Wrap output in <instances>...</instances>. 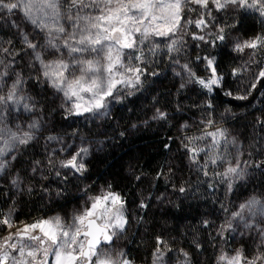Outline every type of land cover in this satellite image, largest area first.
Segmentation results:
<instances>
[{
  "label": "trees",
  "instance_id": "trees-1",
  "mask_svg": "<svg viewBox=\"0 0 264 264\" xmlns=\"http://www.w3.org/2000/svg\"><path fill=\"white\" fill-rule=\"evenodd\" d=\"M202 14L203 10L184 13L188 18ZM212 14L211 27L203 32L188 25L183 33L158 37L141 46V83L122 90V100L114 101L104 116L70 115L49 86L34 80L19 39L21 30L8 26L9 20H1L0 48L9 49L7 59L14 61L13 73L26 81L24 93L32 108L27 119L37 121L39 127L38 140L19 148L10 164L12 175L0 183V208L11 210L17 222H27L52 211L64 215L83 202V193L91 196L110 190L124 202L127 227L122 236L127 259L134 264H150L161 253L168 261L219 264L223 251L234 255L239 250L248 259L264 251L259 247V235L246 227L250 218L243 216L240 207L253 198L264 202V82L250 87L264 67V53L253 57L252 49L235 50L237 43L264 36V17L239 8H214ZM220 28L224 41L208 44L192 39V32L206 35ZM171 39L177 43L170 51ZM155 44L160 47L153 50ZM209 57L215 58L217 72L223 77L211 93L195 81L211 76L205 59ZM250 58L256 63H249ZM185 64L194 77L179 74ZM237 68L241 71L234 75ZM129 92L133 94L127 95ZM6 123L13 125L11 117ZM217 129L226 130L227 139L235 141L225 146L221 140L225 163L205 165L207 158L200 153V163L193 164L185 145L193 147L191 138ZM49 137L58 142L48 146L43 141ZM210 142L207 137L195 141V146L207 152ZM82 147L88 149L83 173L58 176L51 172L50 155L57 156L55 149L70 148L74 153ZM237 162L239 167L246 165L245 174L232 181L224 173ZM15 176L21 181L18 185H12ZM234 213H241L243 219ZM158 238L167 242V248Z\"/></svg>",
  "mask_w": 264,
  "mask_h": 264
},
{
  "label": "snow or ice",
  "instance_id": "snow-or-ice-1",
  "mask_svg": "<svg viewBox=\"0 0 264 264\" xmlns=\"http://www.w3.org/2000/svg\"><path fill=\"white\" fill-rule=\"evenodd\" d=\"M229 5L245 11L258 12L264 17V0H0V11L13 13L19 10L23 13L33 26L45 32L46 43L39 45L33 39H29L27 34H23V43L27 49L34 54L35 60L41 65L42 75L50 82V86L57 91L62 92L67 101L70 102L68 112L70 115H83L91 113L97 116L108 114V108L112 101L122 100V87L127 86L134 88L141 83L143 69L140 63H143V48L141 45L151 36L157 37H174L178 32L183 33L188 25H194L201 32L207 29L211 21V8L214 6L217 10L224 9ZM198 6V7H192ZM66 9L61 12V9ZM75 9V12L72 10ZM86 9H95V13L85 11ZM185 10L190 12H200L203 14L197 18H188L184 15ZM65 20L68 24L66 29L60 20ZM70 29V30H69ZM223 28L216 33H207L211 39H206V35L192 32L194 40H199L208 44H215L217 41H224L225 35ZM9 43H11L9 41ZM177 41L171 39L169 50H174ZM41 47L54 49L55 52L61 53V57L54 61L46 62L42 58L39 50ZM159 44L153 46L159 48ZM252 49L254 57L258 52L264 53V36H256L252 40L237 43L235 50L244 51ZM70 58L68 62L63 58L64 51ZM127 50V51H125ZM178 50V49H176ZM8 52L9 49H2ZM207 67L211 70V76L207 79L197 78L199 83L208 92H212L214 87H219L223 77L218 74L215 58H205ZM139 62V63H137ZM3 61L0 60V64ZM249 63H256L250 58ZM183 68L188 71L190 76L195 73L187 64ZM79 76H76V72ZM241 69H233V74H237ZM69 75H65V73ZM7 71L0 73V82L7 76ZM71 77V78H70ZM264 82V67H260L255 74V80L251 88H255L257 83ZM22 81L17 74V79L11 85L7 95H0V141L3 146L0 147V157L7 155L11 148L17 144H27L34 138L30 131L18 133L12 131L3 122V113L7 106L11 104H20L21 101H27L30 97L18 95L19 86ZM183 86V85H182ZM0 83V91H2ZM82 93L89 94L87 99ZM129 92L127 95H132ZM232 95L231 92L225 93ZM75 98V99H73ZM247 96H237L236 99H246ZM23 108L31 111V106L23 103ZM164 113H159L161 118ZM208 125L212 121L207 122ZM19 127V126H18ZM38 122L29 125V129L37 128ZM226 130L217 129L216 131H205L203 135L190 139L193 147L185 145L191 154L190 159L193 164H199L200 153L206 156L205 165L211 163L216 165L225 163L226 157L220 153V143L223 140L224 145L235 143L229 141L225 135ZM211 137V142L204 147L195 146V141L205 140ZM55 139V137H49ZM88 154V149L82 147L69 158L61 160L60 166L69 171L83 173L86 170L84 156ZM231 164L230 161H228ZM3 163H0V170ZM239 169V171H238ZM203 171V166L200 168ZM59 175V173H57ZM207 175V172L204 173ZM245 174L240 169L239 163L236 166H229L224 175H236L242 177ZM181 192L184 188L180 189ZM91 207L82 214L74 215L71 224L61 222L60 217L52 218V221L41 220L36 223L26 225L18 229L14 234L9 233L6 237L0 238V264H130L127 259H113L110 250L100 247L101 239L105 242L111 241L113 236L124 230L127 220L125 219L124 202L118 193L108 191L100 196L90 198ZM111 201V207L104 206ZM103 207L102 216L104 223L102 226L97 225L95 220L89 219L96 215V209ZM144 205H142L143 207ZM242 210L248 209L254 216L257 209L261 215H264V202L253 198L247 204L240 206ZM0 215H3L0 213ZM240 216L241 213H234ZM12 213L9 211L6 217L0 219V228H12ZM97 216V219H100ZM88 221L87 230L83 231L87 240L85 251V241L79 239L82 227L85 221ZM77 222L80 226H77ZM250 225L246 224V227ZM231 227V224H229ZM111 228L108 233L106 230ZM41 235H33L36 230ZM264 231V230H262ZM18 238L19 243L12 242ZM158 243L167 248V242L158 238ZM170 250V249H169ZM160 253V249H157ZM123 256V253H119ZM187 257V253H184ZM93 257L96 259L93 260ZM82 258V259H81ZM162 258V253L157 259ZM257 264L260 261L264 264V252L258 254L254 259H247L242 251H237L234 256L221 254L218 257L220 264ZM155 264V262H154Z\"/></svg>",
  "mask_w": 264,
  "mask_h": 264
},
{
  "label": "rangeland",
  "instance_id": "rangeland-1",
  "mask_svg": "<svg viewBox=\"0 0 264 264\" xmlns=\"http://www.w3.org/2000/svg\"><path fill=\"white\" fill-rule=\"evenodd\" d=\"M214 8H215L214 6L211 8L212 13H213ZM230 8L232 9V11L238 9L235 6L229 5L228 7L224 8V10H228ZM65 11H66V9H64V8L61 9L62 13L65 12ZM72 11L75 12V9H73ZM85 11H91V12L95 13L96 10L95 9H86ZM208 18H209V20L211 22H213L212 21L213 20V14L211 15V17H208ZM1 20L7 21V22L9 20V22L7 23L8 26L14 27V30H18V31L21 30L22 35L20 36L19 39H20V41L22 43V47L25 48V50H26V52H25L26 60L25 61L29 65L32 73L35 74L34 80H36L38 78L39 82L42 85H46L47 87L49 86L53 90V93L56 96H58L59 99L63 102V105H65V107H66L65 110L68 111V107L70 106V102L65 99V97L63 96L62 92H59L55 88L50 86V82L47 79H45L43 77V75H42L41 65L39 64L38 61L35 60V57H34V54L32 53V51L30 49H27L26 45L23 43V34H27L29 36V39H33V37H35L33 42H35V43H37L39 45H45V43H46L45 32L42 31L41 29L36 28L35 26H33L27 19L24 18L23 13L21 11H19V10H14L13 13H7L6 10L5 11H0V21ZM60 23L64 24L66 29H68L69 26H68V24H67V22L65 20H63V19L60 20ZM210 27L211 26L209 25L208 29ZM207 33H209V32H207ZM209 37L210 36L206 35V39H209ZM157 38H158L157 36H151V37H149L148 40L145 41V44L152 43ZM141 46H143V45H141ZM39 50L42 53V58L45 59L46 62L54 61V60H57L58 58L61 57V53L55 52L54 49H51V48H48V47H41V48H39ZM63 51H64L63 58L65 59L66 62H68L70 60V58L66 54L67 50H63ZM7 54H9V53L8 52H3L2 49L0 48V60L3 61V63L0 64V73L5 72V71H7V73H8V75L3 78V81L0 82L3 85L2 91H0V95H5V96L7 95L9 89L11 88V85L13 84V82L17 79V74H19V73H17V74L13 73V70L15 68V64H14V61L9 63V61L7 59L8 58ZM10 56H11V58H13L11 53H10ZM79 74L80 73L77 71L76 72V76H79ZM179 74L181 76H186L188 74V72L185 69H183V70L179 69ZM65 75L67 76V75H69V73L66 72ZM19 78L22 81V83L19 86L18 95L25 96L24 85H25L26 81L23 79L21 74H19ZM197 84L205 92L211 93V92H208L205 88H203L199 83H197ZM130 89H132V88L127 87V86H123L122 87V90H130ZM82 95H84L85 99H87L89 94L82 93ZM73 99H75V98H73ZM24 102H27V101H23L22 100L20 104H11L10 103L7 106V108L5 109L4 113H3V122H4V125H6L8 128H10L12 131H16L18 133H22L24 131L32 132L33 135H34V138L31 141L28 142V143H30V142L38 140L36 135H35V133L38 132L37 128L29 129V125L32 124L33 122H37V121H35V120L32 121L31 119H27L32 114L30 113V111H27V110H25L23 108L22 105H23ZM113 102L114 101H112L111 104L109 105L108 110L112 107ZM7 117H11V121H13V125H9L8 123H6ZM0 126H3V125H0ZM38 127H39V125H38ZM57 140H58L57 138H55V139H47V140L44 139L43 142L49 146V145H55V143L58 142ZM27 144H17L16 147L11 148L8 151L7 155L0 157V163H3V168H2V170H0V183H1L2 179H4L5 177H7V176L10 177L12 175L9 172L10 171L11 161L15 159V157H16L15 154L19 151V148L22 147V146H27ZM2 146H3V143H2V141H0V147H2ZM88 147H90V146H88ZM69 149H67V151H63V152L60 151L59 149L58 150L55 149L54 151L57 152V156L50 155L51 159H50V162H49V164H50L49 166H50V169H51L52 173L56 172V173H59V175L61 173L64 174V175H67L68 173H73V171H69L66 168H62L60 166V163H59L61 160H64V159L70 157V154H72V153H70L71 150H69ZM245 167H246V165H243V166L240 167V169H243L244 172H245ZM238 171H239V169H238ZM47 175H48V173H47ZM228 177H230L231 179L233 178L232 181L242 178V177H238L236 175H228ZM11 182H12V185H14V182H15V185H18V184L21 183V181L19 180L18 176H15V178L13 177ZM1 187H2V185L0 184V188ZM101 194H102V192H100L97 195H91V196H85L84 193L81 194L82 198L84 199L83 202L81 204L79 203V206H77V208L69 209L64 215L60 214L57 211H52V212H49V213H47V214H45V215H43L41 217H38L36 219H31L30 221H27V222H25V221L24 222H17L14 219V216L12 214L11 219H12V222H13V226L10 229H8L6 227L5 228H0V238L6 237L9 233L14 234L18 229H22L26 225L31 224V223H36V222H39L41 220L52 221V218H54V217H60L62 223L71 224L73 222L74 215L82 214L85 210H87V209H89L91 207L92 200L90 198H94V197L100 196ZM83 195H84V197H83ZM104 206L111 207V201H108L107 204L104 205ZM104 206L98 207L96 209V211H100L101 213H103V207ZM9 211H11V210H8V209L5 210L3 208H0V213L3 214V215H0V219H3L4 217H6L7 214L9 213ZM242 214H243V216H245V217L248 216L250 218V226L254 229L256 234L259 235L258 238L260 239V242H261L259 247L264 248V231H262V230H264V215H261L259 213L258 209H257V214L255 216L248 209L242 210ZM90 218H92V217H89V219ZM103 223H104V218H103ZM77 226H80L78 224V222H77ZM81 227H82V231H83L84 227L83 226H81ZM126 227H127V223L125 224L124 230L126 229ZM108 229H109V232L112 231L111 228H108ZM124 230L119 232V234L117 236H113V243L111 245H109V246H106V245L101 246L105 250H110V252L112 253V258L113 259H119V260L127 259V253H126L127 245L124 243V240H123L124 238L122 236V233L124 232ZM36 233L41 235V233L39 232L38 229L32 234L34 235ZM79 239L85 241V239L83 237H81V236L79 237ZM0 242H3L2 239H0ZM12 242L19 243V240H18V238H15V239H13ZM262 252H264V251H258V253L256 252V256L258 254L262 253ZM119 253H123V256H119L118 255ZM221 254H227V253H225L223 251ZM158 255H160V254H158ZM158 255H155L153 257L152 262L150 264H154V262H155V264H186L185 261H179V260L168 261L163 254H162V258L158 260L157 259ZM227 255L228 256H234V255H229V254H227ZM255 257L253 256V257H251V259H254ZM95 259L96 258L93 257V260H95ZM251 259H249V260H251ZM218 263L220 264V262H218ZM9 264H11L10 261H9ZM77 264H79V261H77ZM130 264H134V263L130 262ZM242 264H243V261H242ZM257 264H261V262L257 261Z\"/></svg>",
  "mask_w": 264,
  "mask_h": 264
},
{
  "label": "water",
  "instance_id": "water-1",
  "mask_svg": "<svg viewBox=\"0 0 264 264\" xmlns=\"http://www.w3.org/2000/svg\"><path fill=\"white\" fill-rule=\"evenodd\" d=\"M97 216H100L101 218H100V219H97ZM90 219H91V220H95V222H96L97 225H100V226L103 225V216H102V213H101L100 211H96V215H95L94 217L90 218ZM87 225H88V221L86 220V222H85V224H84V226H83V227H84L83 231L87 230ZM83 231L81 232V237H83V238L85 239V251H87V250H88V248H87V240H88V239H91V237H87V238H85V237L83 236ZM106 231H107L108 233H110V232H109V229H107ZM112 243H113V237H112L111 241H109V242H105V241H103V239H101L100 247L103 246V245L109 246V245H111ZM81 259H82V258H81Z\"/></svg>",
  "mask_w": 264,
  "mask_h": 264
},
{
  "label": "flooded vegetation",
  "instance_id": "flooded-vegetation-1",
  "mask_svg": "<svg viewBox=\"0 0 264 264\" xmlns=\"http://www.w3.org/2000/svg\"><path fill=\"white\" fill-rule=\"evenodd\" d=\"M34 235H40V234L36 233V234H34ZM14 239H15V238H14Z\"/></svg>",
  "mask_w": 264,
  "mask_h": 264
}]
</instances>
